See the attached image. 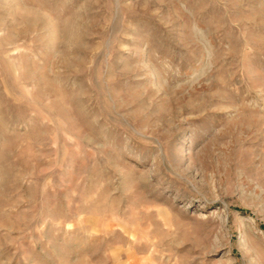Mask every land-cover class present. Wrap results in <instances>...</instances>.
<instances>
[{"label":"rangeland","instance_id":"rangeland-1","mask_svg":"<svg viewBox=\"0 0 264 264\" xmlns=\"http://www.w3.org/2000/svg\"><path fill=\"white\" fill-rule=\"evenodd\" d=\"M0 264H264V0H0Z\"/></svg>","mask_w":264,"mask_h":264}]
</instances>
